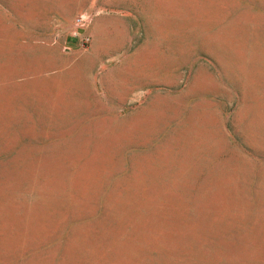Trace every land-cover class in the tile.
I'll list each match as a JSON object with an SVG mask.
<instances>
[{
    "label": "rangeland",
    "instance_id": "374dc122",
    "mask_svg": "<svg viewBox=\"0 0 264 264\" xmlns=\"http://www.w3.org/2000/svg\"><path fill=\"white\" fill-rule=\"evenodd\" d=\"M0 264H264V0H0Z\"/></svg>",
    "mask_w": 264,
    "mask_h": 264
},
{
    "label": "built area",
    "instance_id": "2783aa9c",
    "mask_svg": "<svg viewBox=\"0 0 264 264\" xmlns=\"http://www.w3.org/2000/svg\"><path fill=\"white\" fill-rule=\"evenodd\" d=\"M88 23V17L85 14L78 15L72 25V38L75 40H79L80 44L84 45L89 42V37L82 33L83 29Z\"/></svg>",
    "mask_w": 264,
    "mask_h": 264
}]
</instances>
